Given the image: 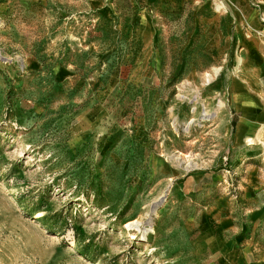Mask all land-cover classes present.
Returning <instances> with one entry per match:
<instances>
[{"label": "rangeland", "instance_id": "obj_1", "mask_svg": "<svg viewBox=\"0 0 264 264\" xmlns=\"http://www.w3.org/2000/svg\"><path fill=\"white\" fill-rule=\"evenodd\" d=\"M263 60L264 0H0V264H264Z\"/></svg>", "mask_w": 264, "mask_h": 264}, {"label": "crops", "instance_id": "obj_2", "mask_svg": "<svg viewBox=\"0 0 264 264\" xmlns=\"http://www.w3.org/2000/svg\"><path fill=\"white\" fill-rule=\"evenodd\" d=\"M243 65V61H241ZM246 75H235L228 83V95L234 109L236 142L244 144V134L260 132L264 144V60L244 65ZM237 119V120H236ZM243 136V140L241 138Z\"/></svg>", "mask_w": 264, "mask_h": 264}]
</instances>
